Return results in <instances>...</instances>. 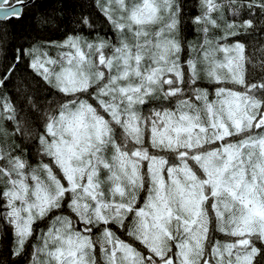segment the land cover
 <instances>
[{"label": "snow or ice", "instance_id": "1", "mask_svg": "<svg viewBox=\"0 0 264 264\" xmlns=\"http://www.w3.org/2000/svg\"><path fill=\"white\" fill-rule=\"evenodd\" d=\"M35 5L0 0V59ZM91 6L0 73L13 264H264V0Z\"/></svg>", "mask_w": 264, "mask_h": 264}, {"label": "trees", "instance_id": "2", "mask_svg": "<svg viewBox=\"0 0 264 264\" xmlns=\"http://www.w3.org/2000/svg\"><path fill=\"white\" fill-rule=\"evenodd\" d=\"M196 0H186L185 13L195 15L194 7ZM92 0H36V5L31 11L26 10V15L22 20H12L5 23L3 27L8 32L7 57L0 59V73L5 67L13 62L15 47L20 43L32 41L59 40L65 33L76 29V18L82 13L92 14L95 25L101 32L105 31L102 24V17H99L95 9L91 6ZM48 16L52 22L48 24L40 23L39 18ZM191 39V33H188ZM249 45L255 42V33L250 37H244ZM17 76L30 75L24 64L17 65ZM223 238V237H221ZM11 235L0 236V264H13L10 255Z\"/></svg>", "mask_w": 264, "mask_h": 264}]
</instances>
